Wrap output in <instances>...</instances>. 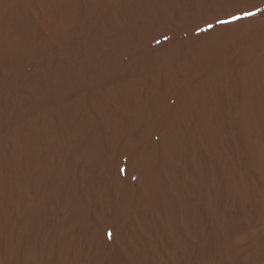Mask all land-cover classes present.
Listing matches in <instances>:
<instances>
[{
  "label": "rangeland",
  "instance_id": "1",
  "mask_svg": "<svg viewBox=\"0 0 264 264\" xmlns=\"http://www.w3.org/2000/svg\"><path fill=\"white\" fill-rule=\"evenodd\" d=\"M187 1L141 0V2L135 6L134 0H115L114 2L112 1V5L106 8L105 10L102 11L99 7V10H93L91 11L93 12L92 14L85 15L88 18L85 23L83 22V10L82 13H80L82 15L79 14V18L77 20H74L73 29L68 32L67 37H64L66 39V43H63L60 48L59 45L56 48H54L55 46L53 48L49 47V45L45 41V38H42L40 35H38L37 37L39 38H36V40L34 41L35 43L32 46L33 48L29 53L26 52L24 53V55H20L19 57H17L18 59L15 58V62L13 61L11 64H6L3 62L0 63V134H4L8 130L9 133H13L17 129H19V127L23 126L21 125V123L29 118V115L32 111V100L36 97L40 96V99L41 97H43L44 99L41 105L42 110L49 108V106H51L49 105L51 104V102H49V100L47 99H49L53 88L57 85H61L60 87L62 88L60 89H63V96L59 104H68L70 103V101L77 99L78 97H80V90V94H84V98H82L83 104L81 105V113H83L82 120H89L90 124L95 121L97 122L100 114L98 111L99 109L91 105L92 103L90 99L91 94L96 92L100 100L103 101L106 104V107L109 108L108 129L110 131L108 130L104 133V128L101 129L103 134V136H101L99 140L101 146V153L97 161L94 163V166L88 168L89 170L83 169L82 172L81 169L76 170L75 174L77 179H75L72 184L73 187L71 186L70 189L76 191L80 190L81 188H85V184L86 186H88V184H96L97 182L102 181L101 184L104 189L103 193L105 195V198L111 197L112 200L114 198L113 192L116 187L117 190H119L118 195L119 197H121L126 191V189L132 187L131 184L128 183V178L130 173L129 167L132 164L131 162L134 160V157H138L140 152H142V154L144 155H147V153L154 150V147L156 149L155 151H157L159 148L157 152H160V136L162 133L161 131L167 129L166 132L172 137V140L174 139V151L171 154L170 158H166V160L168 161L167 168H163L161 165L163 162V159H161L162 157H158L159 160L157 158L159 162L157 161L154 165V168L151 170L152 173L154 172L153 176L151 177H158V179L163 180L165 189H167L168 193H172V196L174 198L173 201L175 206L170 207V211L173 210V212L171 214L172 221L169 229L173 224L174 225L169 230V235L171 237L173 245L175 246L176 251L171 254V258L169 259L168 264H210V261L211 264H264V173L262 172V169L259 166V164L262 163L261 161H263L264 163V155L262 156V159H258L259 161L261 160L260 162L255 161L256 159L252 157L250 150H248L247 148V143L243 135L244 130L242 127V121L240 119V112L245 102V94L242 89L243 75L253 63L264 58V53L262 51V42L264 41V0ZM260 3L262 6L260 5ZM89 4V0L84 1L83 4H80L81 7L83 6L81 9H84V6H88ZM50 23V28H52L54 25V20L50 21ZM15 25L18 26L17 23H15ZM231 26H234L232 27L233 29L230 28ZM91 28H93V30ZM37 49L40 50L38 51ZM74 50H76V52ZM248 51H252L254 53L248 59L243 58V56ZM123 53H125V55ZM48 54L50 55L48 56ZM108 59H110V61ZM197 59L198 61H196ZM202 59L204 61L206 60V62L204 63ZM65 60L68 61L66 68L67 72L65 71L66 75L64 74V76H62L63 73L60 71L66 65ZM133 60L136 61L133 62ZM108 62H111V64ZM116 62L118 64H116ZM198 64L199 66H197ZM207 64H210L209 67ZM110 65H113L115 67V70L111 72V74L106 73V76L101 77L102 79L99 78V76H102L104 70ZM50 68L51 70H48ZM134 75L135 77H133ZM132 80L133 82H131ZM161 80L162 82H160ZM6 81L8 83H6ZM207 81H217L219 85L215 88L214 91H212V94L209 93L207 95L206 108L203 113L204 117L202 121V126L200 130H197V123L199 122V118L202 116L201 110L197 109V107L195 108V106H192L193 101H190L191 106L187 108L186 111H184L181 108L183 105L181 103V100L183 98L186 99L188 96V100L192 99V95L194 93L193 91L196 86ZM27 82H30L29 84L31 85L27 84ZM39 82L42 85H40ZM134 82L137 86V90L133 93L132 97L130 94L131 90L127 88H129V86L131 87L132 85H135L133 84ZM165 82L166 85L167 83H170L172 87L167 90V88L165 87ZM100 86H102V88ZM140 86H142L141 90H139ZM152 86L153 88H151ZM107 87H109V89ZM114 88L118 89L119 91L115 90ZM148 88H150L149 91ZM38 89L40 90L38 91ZM105 89L108 91H106ZM185 89L186 91H184ZM189 89L191 92L189 91ZM115 91H118L119 95L115 96ZM148 92L150 93L146 95V93ZM160 92V96H162V101L161 97L159 100L156 99L157 95ZM139 93H141L142 95ZM186 93H189V95H187ZM100 94L103 96H100ZM77 95L78 97H76ZM129 95L132 97V99H130L131 97ZM63 97L65 98L63 99ZM147 98L151 102H148L149 100ZM232 99L233 102L235 101L234 103L232 102ZM256 99L258 101L255 102ZM262 99H264V97ZM164 100H166L165 103ZM171 101L174 102L171 103ZM261 101L259 100V97H253V99H251L249 106L251 119L247 122V128H250V139L256 142L257 145H260L258 148L264 150V126L262 125L259 119V114L262 111L261 107L264 106L261 104ZM137 103L142 107V109L145 105V108L140 114H138V117L135 121L133 117V108ZM168 103L170 104L168 105ZM45 106L46 108H44ZM115 108L117 111L115 110ZM127 108H130V110L128 109V111L126 112L125 109ZM145 109H148L149 111H146ZM39 111H41L40 107ZM160 111L163 112L161 113ZM123 113L125 115H123ZM149 113L150 115H148ZM166 117L168 121L166 120ZM70 119H65L66 121L64 131L66 129H69L68 124L70 122ZM109 119L111 120V122ZM161 120H163L164 122ZM234 122H237V125ZM116 123H119L117 124L118 142L114 151V149L111 148L110 136L112 135L111 132L113 131V127ZM180 123L183 124L181 125ZM172 125L174 126V128L170 127ZM153 128H155V133H153L151 137L149 133ZM150 137L153 140H151ZM128 140H132V143L135 142L134 144L136 145V147L130 148ZM122 143H125V145ZM142 145L143 147H141ZM103 149H105L106 151ZM218 152H220V155ZM236 152L238 155L236 154ZM216 157H218L217 160ZM118 160L123 162L121 163ZM235 167L236 169H234ZM0 169L2 170H0L2 177H10L11 173H9V171L7 172V170H10L8 169V167L4 169V167L0 166ZM242 170L244 171L242 172ZM245 172H247V174ZM81 177H84L85 181L81 182ZM135 177L138 176L135 175ZM146 177L150 176L146 175ZM130 179H132L133 181L132 184L135 183L137 180V178L136 180H133L132 177ZM228 181L233 184H236L239 187L242 186V189L244 190L242 191V194L240 195L233 192H227L225 190V186ZM197 187L200 188L198 189ZM69 193H72L71 190ZM69 196L67 198H70ZM237 198L239 199L237 200ZM90 202L91 203L89 205L90 207L88 210L89 212L87 213L88 221L98 225L100 223L98 220H101V222H103L102 224L108 225L111 222V217L113 216L112 211L109 210L110 207L104 204L101 210V201L100 203H94L92 201ZM253 207L254 209H252ZM153 208L149 206L150 210L147 208L145 209V211H148V213H146L147 223L152 226L153 218L155 219V221H157L155 222L156 227H163L162 223H164L165 219L168 218L169 212L167 208H164L162 205H153ZM149 211H151L152 213H149ZM151 214L153 215L151 216ZM131 222L132 220L130 221V224L128 226L131 225ZM241 228H243V230ZM130 230L128 231L130 232ZM217 231H219L220 233H217ZM209 236H211V238ZM75 238L76 237H74V240ZM105 239L106 240L104 254L106 256L105 259L107 260L108 258L113 256L117 250L120 249L121 243L120 241H118V237H114L113 230H111L110 235L106 234ZM219 245L221 248L219 247ZM182 246L184 249L181 248ZM199 249L200 251H198ZM91 251L93 252L92 249ZM197 252L198 254L200 253L199 257L196 256ZM240 252L241 255L239 254ZM91 253L88 255V259L92 257ZM176 253L178 254V256ZM103 264H106V261H104Z\"/></svg>",
  "mask_w": 264,
  "mask_h": 264
},
{
  "label": "bare ground",
  "instance_id": "2",
  "mask_svg": "<svg viewBox=\"0 0 264 264\" xmlns=\"http://www.w3.org/2000/svg\"><path fill=\"white\" fill-rule=\"evenodd\" d=\"M84 1H86V0H0V63L3 62V63H6V64L7 63L11 64L15 60V58L19 57L20 55H24V53H26V52L29 53L32 50V48H33L32 46L35 43L34 41L36 40V38H39V37H37L38 35H40L42 38L43 37L45 38V41L49 45V47L53 48L55 46L54 48H56L59 45V48H60V46L63 43H66V39L64 37H67L68 36V32L71 29H73L74 20L75 19L77 20L79 18V14L82 13L83 10H84V12H83V14H84L83 22L85 23L88 20L87 16H85V15L92 14L93 12H91V11H93V10L95 11L99 7L103 11L106 8H108L109 6H111L112 5L111 4L112 1L114 2L115 0H89L90 4L88 6H84V9H81L83 6L81 7L80 4H83ZM171 1H173V0H171ZM256 1H259V0H256ZM140 2H141V0H134V5L136 6ZM260 2H263V1H260ZM260 5H261V3H260ZM181 10H183V9H181ZM80 15H82V14H80ZM52 20H54V25H53L52 28H50V24H51L50 21H52ZM15 23H17L18 26H16ZM96 23H98V22H96ZM106 23H108V22H106ZM235 25H236V23H235ZM232 27H234V26H231L230 28H232ZM256 27H258V26H256ZM91 29L93 30V28H91ZM246 30H247V28H246ZM232 33H233V31H232ZM227 35H225V36H227ZM45 41H43V42H45ZM133 42H134V40H133ZM95 43H97V42H95ZM116 43H118V42H116ZM85 46H86V44H85ZM130 46H132V45H130ZM225 48H226V46H225ZM230 48H231V46H230ZM218 49H220V48H218ZM224 50H226V49H224ZM233 50H234V48H233ZM74 51L76 52V50H74ZM105 51H107V50H105ZM262 51L264 53V41L262 42ZM102 53H103V51H102ZM253 53L254 52H252V51H248L243 56V58L248 59V58L251 57V55ZM123 54L125 55V53H123ZM49 55L50 54H48V56ZM80 55H83V54H80ZM34 57H35V55H34ZM84 57H85V55H84ZM218 57H219V55H218ZM118 58H120V57H118ZM201 58H203V57H201ZM108 60L110 61V59H108ZM123 61H124V59H123ZM135 61L133 60V62H135ZM196 61H198V59ZM202 61H204V60L202 59ZM205 62H206V60L204 61V63ZM65 63H66L65 67L60 71V72L63 73L62 76H64V74H65L68 61L65 60ZM108 63L111 64V62H108ZM127 63H128V61H127ZM192 63H193V61H192ZM112 64H114V63H112ZM116 64H118V63L116 62ZM210 64H211V61H210ZM210 64H207L208 67H209ZM197 66H199V64ZM7 67H8V65H7ZM138 68H139V66H138ZM48 70H51V68L48 69ZM114 70H115V67L113 65H110L108 68H106L104 70V72L102 73V76H99V78L106 76V73L107 74H109V73L111 74V72H113ZM207 70H208V68H207ZM22 71H23V69H22ZM124 71H126V70H124ZM208 72H210V71H208ZM117 73H116V75H117ZM215 73H216V70H215ZM133 74H134V72H133ZM190 75H192V74H190ZM73 76H76V75H73ZM13 77H14V75H13ZM22 77H23V74H22ZM133 77H135V75ZM166 78H167V76H166ZM8 79H10V78H8ZM113 79H114V77H113ZM126 80H127V77H126ZM129 80H130V78H129ZM242 80H243L242 81V89H243L244 94H245V102H244V105H243V107L241 109V112H240V119L242 121V127H243V130H244L243 131V135H244L246 143H247V148H248V150H250L252 157H254L256 159L255 161H259L258 159H262V156L264 155V150L258 148L260 145H257L256 142H254L253 140L250 139V137H249V135H250L249 129L250 128L249 129L247 128V122H248V120L251 119L250 118V114L251 113L249 112V110H250L249 106H250L251 99H253V97H259V100L260 101L262 100L264 102V99H262L264 97V58H262L259 61H256L255 63H253L245 71ZM102 81H104V80H102ZM184 81H185V79H184ZM131 82H133V80ZM160 82H162V80ZM176 82H178V81H176ZM6 83H8V82L6 81ZM29 83L27 82V84H29ZM39 84H40V82H39ZM133 84H135V82ZM29 85H31V84H29ZM40 85H42V84H40ZM99 85H101V84H99ZM124 85H125V83H124ZM165 85H166V82H165ZM175 85H177V84H175ZM218 85L219 84L217 83V81H215V82L207 81V82L201 83L200 85L196 86V88L193 91L194 92L193 95L191 94L192 95V99L188 100V97H189L188 96L186 99L183 98L184 100L183 99L181 100V103L183 105H182V107L181 106L180 107L184 111H186V109L191 106L190 101H193L192 102V106H195V108L197 107V109L201 110L202 116L199 118V122L197 123V130H200V128L202 126V121H203V117H204L203 113H204V110L206 108L207 95L209 93L212 94V91H214L215 88ZM60 86L61 85H59V86L57 85L56 87H54L53 91L51 92V95H50L49 99H47V100H49V102H51V104H49V105H51V106H49V108H46V106H47L46 105L44 107L46 109L42 110L41 105H42V101L44 99H43V97H41V99H40V96H38V97L35 96L36 97L35 99H33V98H32L33 100L31 99L32 102H33V105H31L32 106L31 107L32 108L31 114L29 115V118L26 121H23L21 123V125H23V126L20 125L21 127H19V129H17L13 133H9V130H8L4 134L3 133L0 134V166L4 167V169L8 167V169H10V170H7V172L9 171V173H11L10 177L4 178V177L1 176V171L2 170L0 169L1 170L0 171V264H103L104 261H106V264H168L169 263V259L171 258L170 257L171 254H173V252L176 251L175 250V246L173 245L171 237L169 235V230L174 225L173 224L171 226V228L169 229V227L171 225V221H172L171 214L173 212V210L170 211V209H171L170 207L175 206L174 205V201H173L174 198L172 196L173 194L172 193H168L167 189H165L163 180L158 179V177H151V176H153V173H154V172L152 173L151 170L154 168L155 163L159 160L160 157H162L161 159H163L162 160L163 162L161 164L162 167L163 168H167L168 161L166 160V158H170L171 154L174 151V145H175V143L173 142L174 139L172 140V137L166 132L167 129L163 130V131H161L162 133H161V136H160V149H161L160 152H157L159 150V148H158L157 151H155L156 149L154 147V150L149 152V153H147V155H144V154H142V152H140L138 157L137 156L134 157V160L131 162L132 164L129 167V172L130 173H129V178H128V183H130L132 187H130L129 189H126V191L124 192V194L121 197H119V195H118L119 194L118 193L119 190H117V187H116V189L113 192L114 193V198L112 200H111V197L105 198V195L103 193L104 189H103L102 184H101L102 181L101 182H97L96 184L95 183L94 184H88V186H86V184H85V188H81L80 190L74 191L73 189H70V188H71V186L73 187L72 184L75 181V179H77L76 174H75L76 170L77 169H81V172H82L83 169H88V168H91L92 166H94V163L97 161V159H98V157H99V155L101 153V146H100L99 140H100L101 136H103L101 129L104 128L103 129L104 133L109 130L108 129V118H109L108 117V110H109V108L106 107V104L103 101L100 100V98L96 94V92L92 93L91 96H90L92 104L91 103L90 104L93 105L95 108H98L99 109L98 111H99L100 114H99L97 122L95 121L92 124H90L89 120H86V121L82 120L83 113H81V109H82L81 105L83 104L82 98H84V94L83 93L80 94V90H79V96L80 97H78V95H77L76 97H78V98L75 99V100L70 101V103H68V104L67 103L66 104H63V103L59 104L60 101H61V98L63 96V89H60V88H62ZM109 86H111V85H109ZM127 86H128V84H127ZM29 87H31V86H29ZM100 87L102 88V86H100ZM141 87L142 86L139 87L140 88L139 90H141ZM165 87L168 90L172 86H171L170 83H167V85ZM75 88H76V86H75ZM107 88L109 89V87H107ZM112 88H113V86H112ZM151 88H153V86ZM127 89L131 90L130 94L133 97V93L136 92L137 86L135 84V85H132L131 87L129 86V88H127ZM149 89L150 88H148V91H149ZM155 89H157V88H155ZM186 89L184 91H186ZM39 90L40 89H38V91ZM115 90H118V89H115ZM106 91H108V90H106ZM118 91L117 92L115 91L116 92L115 96L119 95ZM146 91H147V89H146ZM189 91H190V89H189ZM49 92H50V90H49ZM102 92H104V91H102ZM142 93H143V91H142ZM149 93L150 92L146 93V95L149 94ZM108 94H110V93H108ZM139 94H141V93H139ZM160 94H161V92L157 95L156 99L159 100L160 97H161V101H162V96H160ZM187 95H189V93ZM100 96H103V95L100 94ZM20 97H22V96H20ZM128 97H127V99H128ZM132 97L130 99H132ZM154 97H155V95H154ZM23 98H24V95H23ZM64 98L65 97H63V99ZM213 98H215V97H213ZM108 99H109V97H108ZM31 100H29V101H31ZM143 100H145V99H143ZM154 100H155V98H154ZM209 100H211V99H209ZM128 101H129V99H128ZM256 101H258V100L256 99L255 102ZM262 101H261V104L264 105V103ZM148 102H151V101L149 100ZM165 102H166V100H164V103ZM173 102L171 101V103H173ZM232 102H233V99H232ZM46 104H47V102H46ZM169 104L170 103H168V105ZM168 105H166V106H168ZM28 106H30V105H28ZM144 106H143V109L138 103L134 106V108H133V117H134L135 121H136V119L138 117V114H140L144 110V108H145ZM39 107H40L41 111H39ZM9 108H10V106H9ZM52 108H54V109H52ZM116 108H115V110H116ZM258 108H259V106H258ZM261 108H262V111L259 114V119H260L262 125L264 126V106H262ZM128 109L130 110V108H127V109H125V111L127 112ZM56 111H57V113H56ZM89 111H90V109H89ZM89 111H88V113H89ZM146 111H149V110L147 109ZM168 112H169V110H168ZM113 115H114V113H113ZM123 115H125V114L123 113ZM148 115H150V113ZM127 116H130V115H127ZM139 116H141V115H139ZM6 117H8V116H6ZM164 117H165V115H164ZM190 117H192V116H190ZM65 119H70L69 120L70 122L68 124L69 125L68 126L69 129H66L64 131V129H65L64 126H65V121H66ZM139 119H140V117H139ZM152 119H154V118H152ZM91 120H93V119H91ZM166 120H167V117H166ZM233 120H235V119H233ZM161 121H163V120H161ZM110 122H111V120H110ZM251 122H252V120H251ZM76 123H78V124H76ZM157 123H156V125H157ZM255 123H257V122H255ZM117 124H119V123L115 124V126L113 127V131L114 132L112 131L111 132L112 135L110 136L111 148H113L114 151H115V148H116V145H117V142H118V140H117L118 139V135H117L118 125ZM231 125H232V123H231ZM170 127L174 128L173 125L170 126ZM232 127H233V125H232ZM250 127H251V125H250ZM154 129L155 128H153L150 131V133H149L150 136L153 133H155ZM162 129H160V130H162ZM180 130H181V128H180ZM135 136H136V134H135ZM236 136H237V134H236ZM255 136H256V134H255ZM222 139H224V138H222ZM136 140H137V138H136ZM151 140H153V139L151 138ZM147 141H149V140H147ZM175 141H176V139H175ZM128 142H129L130 148L131 147L132 148L136 147V145L134 144L135 142L132 143V140L131 141L128 140ZM225 142H226V138H225ZM263 143H264V141H263ZM122 144L125 145V143H122ZM141 147H143V145ZM103 150H105V149H103ZM216 150H217V148H216ZM242 150H243V148H242ZM218 153L220 155V152H218ZM236 154H237V152H236ZM222 155H224V154H222ZM115 156H117V155H115ZM220 157H222V156H220ZM102 158H103V156H102ZM124 158H122V159H124ZM157 158H158V160H157ZM217 158L218 157H216V160H217ZM118 161H120V160H118ZM261 162L262 163L259 164V166L261 167L262 172L264 173V163H263V161H261ZM192 163H194V162H192ZM212 163H209V164H212ZM67 166H68V168H67ZM79 167H81V168H79ZM174 167H175V165H174ZM210 169H212V168H210ZM215 169H216V167H215ZM234 169H236V167ZM249 169H250V167H249ZM17 171H20V172H17ZM243 171L244 170H242V172ZM4 173H5V170H4ZM114 173H115V171H114ZM140 173H141V175H140ZM245 173L247 174V172H245ZM110 175H112V174H110ZM135 175H137L138 177H135ZM146 175L150 176V177H146ZM131 177L133 178V180H136V178H137L136 182L133 183V184H132V182H133L132 179H130ZM201 177H203V176H201ZM84 179H85L84 177H81V182L85 181ZM176 181H178V180H176ZM173 186H175V185H173ZM178 186H179V184H178ZM240 187L237 186L236 184H233V183L228 181V183L225 186V190L227 192H233V193H237V194L241 195L242 191H244V190L242 189V186H240ZM244 188H246V187H244ZM70 190H71L72 193H69ZM208 191H209V189H208ZM256 191H257V189H256ZM69 195H71V196H69ZM63 196H64V198H63ZM68 196L70 198H67ZM90 198H92V199H90ZM231 198H232V196H231ZM242 198H243V196H242ZM238 199L239 198H237V200ZM244 199H246V198H244ZM182 200H181V202H182ZM90 201H92L94 203H97V202L100 203V201H101V204H100L101 205V210H102V207L104 206V204L106 206L110 207L109 210L112 211V215L113 216L111 217V222L109 223V221H108V223H109L108 225L102 224L103 222H101V220H98L99 218L97 219L100 222L98 225L93 224L92 222L88 221L87 213L89 212L88 210H89V207H90L89 205L91 203ZM149 201H151L152 204ZM153 205L154 206L155 205H162L164 208L166 207L168 212H169L168 213V218H166L165 222L162 223L163 227H156L155 222H157V221H155V219H153V218H152V220H153L152 221L153 222L152 226L147 223V220H146V215L147 214L146 213H148V211H145V209L146 208L149 209V206L153 208ZM218 207H219V205H218ZM246 208H248V207H246ZM252 209H254V207ZM150 212L151 211H149V213ZM152 215L153 214H151V216ZM202 216H203V214H202ZM213 217H214V215H213ZM182 219H183V217H182ZM131 220H132L131 225L128 226L130 224ZM191 220H192V217H191ZM176 221H177V219H176ZM194 222H195V220H194ZM260 224H262V223H260ZM197 225H199V224H197ZM191 226H192V224H191ZM240 226H241V224H240ZM130 228H131V230H130ZM255 228H256V226H255ZM241 229L243 230V228H241ZM111 230H113V232H114V237L115 238L116 237L119 238L118 241H120L121 246L119 245L120 249L117 250L116 253L113 256H111L110 258H108L106 260L105 259L106 256L104 254V252H105L104 251V249H105V240H106L105 236H106V234L110 235ZM128 230H130V232ZM234 230H233V232H234ZM217 233H220V232L217 231ZM236 233H238V232H236ZM241 233H243V232H241ZM248 233H249V231H248ZM193 236H195V235H193ZM74 237H76L75 240H74ZM121 237H123V238H121ZM209 237L211 238V236H209ZM226 238H227V236H226ZM247 238H249V237H247ZM237 244H240V243H237ZM219 247H220V245H219ZM237 247H238V245H237ZM249 247H250V245H249ZM181 248H183V246ZM91 249L93 250V252L91 251ZM183 249H182V251H183ZM200 249L198 251H200ZM225 249H227V248H225ZM238 249H239V247H238ZM243 251H245V250H243ZM90 253H91L92 257L90 259H88V255ZM224 253H226V252H224ZM227 253H228V251H227ZM197 254H198V252H197ZM197 254H196V256L199 257L200 253L198 255ZM239 254L241 255V252ZM177 256H178V254H177ZM229 262H232V261H229ZM209 263L211 264V261ZM247 264H249V263H247Z\"/></svg>",
  "mask_w": 264,
  "mask_h": 264
}]
</instances>
